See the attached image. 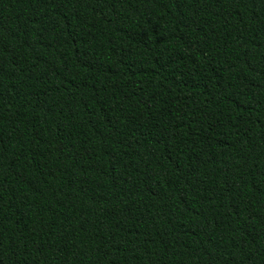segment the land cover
<instances>
[{
    "label": "trees",
    "instance_id": "16d2710c",
    "mask_svg": "<svg viewBox=\"0 0 264 264\" xmlns=\"http://www.w3.org/2000/svg\"><path fill=\"white\" fill-rule=\"evenodd\" d=\"M0 264H264V0H0Z\"/></svg>",
    "mask_w": 264,
    "mask_h": 264
}]
</instances>
